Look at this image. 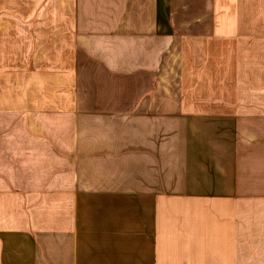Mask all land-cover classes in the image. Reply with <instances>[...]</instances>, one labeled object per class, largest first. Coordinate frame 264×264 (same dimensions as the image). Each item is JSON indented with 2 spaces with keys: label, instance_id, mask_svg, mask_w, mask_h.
I'll return each instance as SVG.
<instances>
[{
  "label": "crops",
  "instance_id": "0c3cea01",
  "mask_svg": "<svg viewBox=\"0 0 264 264\" xmlns=\"http://www.w3.org/2000/svg\"><path fill=\"white\" fill-rule=\"evenodd\" d=\"M0 264H264V0H0Z\"/></svg>",
  "mask_w": 264,
  "mask_h": 264
}]
</instances>
